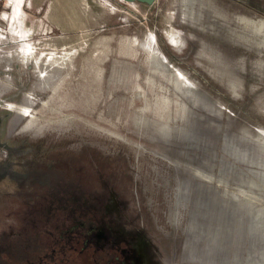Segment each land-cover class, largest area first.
<instances>
[{"label": "rangeland", "instance_id": "374dc122", "mask_svg": "<svg viewBox=\"0 0 264 264\" xmlns=\"http://www.w3.org/2000/svg\"><path fill=\"white\" fill-rule=\"evenodd\" d=\"M37 141L107 157L52 189L100 182L145 264H264V0L1 4L0 193ZM30 198L3 201L0 264L53 258Z\"/></svg>", "mask_w": 264, "mask_h": 264}, {"label": "flooded vegetation", "instance_id": "af4514ba", "mask_svg": "<svg viewBox=\"0 0 264 264\" xmlns=\"http://www.w3.org/2000/svg\"><path fill=\"white\" fill-rule=\"evenodd\" d=\"M17 165H19L17 166L19 169H27V167L20 165V162ZM81 174L80 182H78L81 192L71 194L70 190H65L64 194L51 195L48 198L49 201L54 200L55 197L58 200H79L84 207L77 219L62 224L59 238L54 240V244L46 248V252H52L53 258L47 260V254H44V257L39 252L32 257L35 258L34 260H27L24 263L145 264L144 246L138 242L137 236L132 238L131 233H128L130 238L127 237L128 234L126 235L119 229L118 224L108 214L109 211L104 212V209L101 208L99 201L101 202L110 195V192L104 191L100 182L85 184L87 175L83 172ZM68 186L69 183L66 185L67 189ZM62 230L66 231L67 238L65 240H63ZM30 252L32 254L34 251ZM18 258L15 253H11L8 262L5 264H20L22 261H19L20 258Z\"/></svg>", "mask_w": 264, "mask_h": 264}, {"label": "trees", "instance_id": "16d2710c", "mask_svg": "<svg viewBox=\"0 0 264 264\" xmlns=\"http://www.w3.org/2000/svg\"><path fill=\"white\" fill-rule=\"evenodd\" d=\"M28 147H30L29 152L24 156L22 162L27 169L23 170L21 168L14 172L15 175L10 178L14 182L12 191H2L0 193L2 197L0 198V208L4 211L7 206H12V204L25 207L30 203L29 201L24 202V198L31 197L34 199L33 202L38 203V206L35 205L37 210L34 217L35 226L32 227V231L30 229L26 232L28 237L23 242L27 241L25 247L29 251H35L37 247L45 251L49 245L54 244L55 239L59 238L62 224L77 219L81 210L84 209L79 200H58L55 197L54 200L49 201L48 198L51 195L59 194L52 189L50 180L56 178V174L61 175L63 180L61 184L66 188L70 181L79 180L77 175L78 164L81 165L83 161H86V157L90 159H87L89 161H99V164H104L103 162L107 161V157L91 151H85L86 153L81 151L72 152L61 147L53 149L55 146H50L49 142L46 141L45 143L40 141L29 142ZM126 177L130 181L128 174H126ZM52 183L54 185L56 182L53 181ZM3 201H9L10 203L6 206ZM44 225L51 226V233L47 234L46 230L39 229ZM30 259L34 260L35 258Z\"/></svg>", "mask_w": 264, "mask_h": 264}, {"label": "water", "instance_id": "95a60500", "mask_svg": "<svg viewBox=\"0 0 264 264\" xmlns=\"http://www.w3.org/2000/svg\"><path fill=\"white\" fill-rule=\"evenodd\" d=\"M125 1H135V0H125ZM137 1H140V2H146V3H149V4H151V3H153L155 0H137Z\"/></svg>", "mask_w": 264, "mask_h": 264}, {"label": "built area", "instance_id": "2783aa9c", "mask_svg": "<svg viewBox=\"0 0 264 264\" xmlns=\"http://www.w3.org/2000/svg\"><path fill=\"white\" fill-rule=\"evenodd\" d=\"M7 1H10V0H0V5L6 3Z\"/></svg>", "mask_w": 264, "mask_h": 264}]
</instances>
